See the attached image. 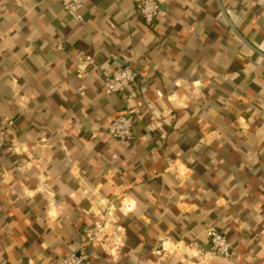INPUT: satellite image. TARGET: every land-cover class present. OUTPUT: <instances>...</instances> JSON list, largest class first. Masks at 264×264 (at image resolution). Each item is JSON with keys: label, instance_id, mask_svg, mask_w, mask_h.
<instances>
[{"label": "crops", "instance_id": "crops-1", "mask_svg": "<svg viewBox=\"0 0 264 264\" xmlns=\"http://www.w3.org/2000/svg\"><path fill=\"white\" fill-rule=\"evenodd\" d=\"M138 1L84 0L79 22L62 0H0V264H60L110 208L124 246L92 264H157L165 238L160 264H264V0H161L152 23ZM125 64L135 82L107 93Z\"/></svg>", "mask_w": 264, "mask_h": 264}, {"label": "built area", "instance_id": "built-area-1", "mask_svg": "<svg viewBox=\"0 0 264 264\" xmlns=\"http://www.w3.org/2000/svg\"><path fill=\"white\" fill-rule=\"evenodd\" d=\"M62 3L71 18L79 22L84 21V0H62ZM138 8L142 18L146 22L152 23L162 12L161 0H139ZM58 47L64 49L65 45L63 42H59ZM76 56L80 75L96 62L91 54L78 52ZM137 76L138 72L130 65L125 64L107 76L105 91L107 93H122L135 82ZM137 114V110H129L115 116L108 126L107 133L120 141L133 140L135 138L133 128ZM6 135L7 130L0 127V175L4 174L1 153L6 145ZM120 208L122 212H128L132 208V203L124 202ZM105 216H107L106 219L98 220L92 226L84 229L77 249L65 255L60 264H92L93 254L91 250L96 245H101L113 253L123 248L124 238L121 226L116 225L112 228V224L117 222L115 216H113V210L110 208ZM206 233L215 254L225 258L232 257L233 245L225 233L214 224L207 226ZM172 251L171 241L167 238L162 239L155 248V252L159 257L157 264H160L163 257Z\"/></svg>", "mask_w": 264, "mask_h": 264}]
</instances>
